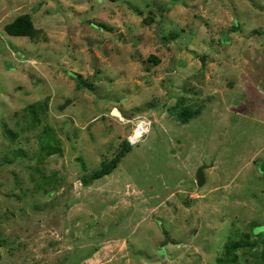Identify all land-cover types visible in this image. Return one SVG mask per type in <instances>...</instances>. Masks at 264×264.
Listing matches in <instances>:
<instances>
[{
  "label": "rangeland",
  "instance_id": "obj_1",
  "mask_svg": "<svg viewBox=\"0 0 264 264\" xmlns=\"http://www.w3.org/2000/svg\"><path fill=\"white\" fill-rule=\"evenodd\" d=\"M105 1L0 0V264H264V0Z\"/></svg>",
  "mask_w": 264,
  "mask_h": 264
},
{
  "label": "crops",
  "instance_id": "obj_2",
  "mask_svg": "<svg viewBox=\"0 0 264 264\" xmlns=\"http://www.w3.org/2000/svg\"><path fill=\"white\" fill-rule=\"evenodd\" d=\"M49 1V0H48ZM110 2H112V3H115V1L114 0H109ZM120 1H122V0H120ZM50 2H52V1H50ZM54 5L55 6H53V10H55V14L57 15V16H59V17H61V19L59 20L62 24H64V20H63V16L65 15L64 14V10L68 7V8H71L72 9V11H74L75 13H76V16L78 17H80V15H82V13L85 15V13H91V12H98L99 11V9H103L105 6H104V3L106 2L105 0H54ZM116 2H118V1H116ZM122 2H124V4H125V2H128V1H122ZM158 2H160V0L158 1ZM118 3H121V2H118ZM52 3H50L49 4V2H47V1H43V7L44 6H49V5H51ZM121 4H123V3H121ZM174 5L176 4L175 2L173 3ZM117 4L115 3V6H116ZM158 6L160 7V6H162L163 7V5H161V4H158ZM130 8H128V10H130L131 11V13L133 14V16H135V17H141V14H142V11L140 10V8L137 6V5H130L129 6ZM40 10H42V9H40ZM69 11V10H68ZM93 13H91V15L93 14ZM54 14V16H56ZM170 13L169 12H167L166 13V16H167V22L168 21H170L171 19L172 20H174L173 19V16H170L169 15ZM165 15V14H164ZM56 16V17H57ZM56 17H54V18H56ZM66 17V16H65ZM97 17V16H96ZM102 19V18H101ZM48 20H50V19H45V21H48ZM85 21H86V18L84 19ZM151 20H153V17H151V18H147V20L146 21H151ZM144 23H146L147 24V22H145V21H143ZM85 23V22H84ZM90 23H92L93 25H95V26H97V24L95 23V21L93 20H91L90 18L88 19V23H86V25H82V26H80L79 28H82V27H86V26H88V27H90L91 28V26L89 25ZM78 26H79V24H77ZM170 26V24H169V22L166 24V27H169ZM99 27H101V26H99ZM93 28V27H92ZM35 29H37V30H39V34L41 35V33H42V31L40 30V29H38V28H35ZM99 29H101V28H99ZM7 34V36H15V35H10V34H8V33H6ZM43 34V33H42ZM16 37H19V38H28V39H30L29 37H27V36H16ZM6 47H7V45H6ZM43 47H47V46H43ZM74 49V48H73ZM8 50H9V48H8ZM70 51H72V49H70V50H64L62 53H66L67 54V52H70ZM75 52L76 53H78V52H80L79 50H77V49H75ZM155 54V53H154ZM154 54H152V53H150L149 55H154ZM70 55V54H69ZM148 55V56H149ZM74 56V55H73ZM156 56V55H155ZM157 57V56H156Z\"/></svg>",
  "mask_w": 264,
  "mask_h": 264
},
{
  "label": "trees",
  "instance_id": "obj_3",
  "mask_svg": "<svg viewBox=\"0 0 264 264\" xmlns=\"http://www.w3.org/2000/svg\"><path fill=\"white\" fill-rule=\"evenodd\" d=\"M4 31L10 35L27 36L30 39H34L36 37V35L39 33V31L34 28L31 16L28 13H23V14L17 15L11 22L7 23L4 26ZM228 41H229V39H228ZM147 59L149 61L154 62V63L159 62V58L154 56V55L147 56ZM69 75L76 78V80L79 79V74L69 73ZM79 86L80 85L78 84L77 88ZM39 105H41V104H39V103L38 104H30L28 106L36 109L37 106H39ZM194 114H195L194 111L188 109L187 107L183 108L179 114L180 121L187 122L188 119L190 117H192ZM128 147H129V143L126 142V149H124V151H122L120 155H123V153L125 151H128ZM259 163L261 164V162H259ZM114 167H115L114 162H110L108 164H103V166H101L100 171H97L94 173V179L109 174L113 170Z\"/></svg>",
  "mask_w": 264,
  "mask_h": 264
},
{
  "label": "water",
  "instance_id": "obj_4",
  "mask_svg": "<svg viewBox=\"0 0 264 264\" xmlns=\"http://www.w3.org/2000/svg\"><path fill=\"white\" fill-rule=\"evenodd\" d=\"M203 62V59L201 60ZM71 102L70 99H66L64 101V103L59 107V109H63L64 107H66L69 103ZM207 166L205 164H202L201 166H199L197 168V171L195 173V181H196V184L197 186H202L205 182V176H204V169L206 168Z\"/></svg>",
  "mask_w": 264,
  "mask_h": 264
},
{
  "label": "built area",
  "instance_id": "obj_5",
  "mask_svg": "<svg viewBox=\"0 0 264 264\" xmlns=\"http://www.w3.org/2000/svg\"><path fill=\"white\" fill-rule=\"evenodd\" d=\"M148 126H149V122L142 119L136 124L135 130H139V132L141 133V136H142V134L147 130ZM135 130H134V132H135ZM134 132L129 138V143L132 145L135 144L136 142L140 141V138H141V136L136 137Z\"/></svg>",
  "mask_w": 264,
  "mask_h": 264
},
{
  "label": "clouds",
  "instance_id": "obj_6",
  "mask_svg": "<svg viewBox=\"0 0 264 264\" xmlns=\"http://www.w3.org/2000/svg\"><path fill=\"white\" fill-rule=\"evenodd\" d=\"M128 143H129V141H128ZM129 145L131 146L132 144L129 143ZM133 145H134V144H133Z\"/></svg>",
  "mask_w": 264,
  "mask_h": 264
}]
</instances>
